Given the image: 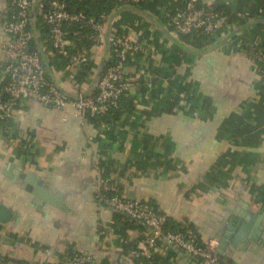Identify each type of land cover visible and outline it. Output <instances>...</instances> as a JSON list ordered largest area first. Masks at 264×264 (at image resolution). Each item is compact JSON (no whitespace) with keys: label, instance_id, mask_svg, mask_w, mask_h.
<instances>
[{"label":"crops","instance_id":"obj_1","mask_svg":"<svg viewBox=\"0 0 264 264\" xmlns=\"http://www.w3.org/2000/svg\"><path fill=\"white\" fill-rule=\"evenodd\" d=\"M201 2L230 11L204 44L169 35L167 16L182 0H145L143 9L118 6L107 15L103 40L87 51L89 72L74 76L45 52L52 83L87 93L110 57L112 33L143 45L125 64L136 83L114 123L96 127L70 107L37 101L16 111L11 137L0 139V203L12 213L0 222V256L66 264L79 253L91 264H139L125 247L143 250L150 231L117 221L99 202L107 181L122 197L152 205L169 226H189L202 244L217 240L222 264H264V81L258 65L230 43L240 32L264 43V0ZM7 12L8 0H0V64ZM18 173L40 179L59 205L20 187L28 181ZM225 233L231 237L220 251ZM153 254V264H197L165 241Z\"/></svg>","mask_w":264,"mask_h":264},{"label":"built area","instance_id":"obj_2","mask_svg":"<svg viewBox=\"0 0 264 264\" xmlns=\"http://www.w3.org/2000/svg\"><path fill=\"white\" fill-rule=\"evenodd\" d=\"M39 0H11V14L3 23L2 28L8 39L1 46L5 62L0 64V120L13 119L18 111L15 106L19 100L37 101L40 104L56 109L71 108L73 116L85 120L89 116H101L110 110L117 108L121 103V97L133 89L135 80L129 79L125 70L126 62L132 54L140 52L143 45L126 34L119 36L112 33L109 43V59L104 64L103 70L97 78L95 88L91 92L77 91L68 94L66 91L52 83L47 77V70L43 64L39 49H29V41L36 33V22L43 17L49 26V37L52 46L68 60V68L72 75L84 69L89 72L90 56L71 53L68 47L71 44L67 26L72 23H80L83 27L93 30L90 39L100 43L104 38V21L106 13H101L99 19L86 17L81 12L69 11L63 0H49L50 7L47 13H43ZM138 2L139 0H132ZM185 7L173 10L168 16L167 30L171 37L182 39L183 36L195 29L202 28L207 35L213 38L219 30V19L223 13H215L211 7L207 11L198 8L199 0H185ZM37 3V4H36ZM264 17V9L259 11ZM243 17V13H237ZM35 16V19H34ZM30 25L32 30L28 27ZM243 33H237L230 41L234 49L241 46ZM254 45L253 42L251 46ZM45 51V50H44ZM249 58L258 65L260 73L264 75V51H256ZM110 59H115L109 63ZM74 78V77H73ZM264 81V80H263ZM8 95L7 101H2V93ZM11 137L9 125L0 127V139L4 141ZM105 190L113 192L110 196L99 193V202L110 207L130 219L137 220L146 225L149 234L143 240L145 248L142 254L149 256L151 249L154 251L158 238H163L168 246L177 247L194 258L201 264H222L216 252L217 240L210 239L207 244L200 245L192 231L186 233L164 232L163 225L166 217L156 213L154 208L139 200L126 199L115 194L116 185L104 181ZM105 232L102 231V234ZM137 256L135 251L130 252ZM91 259L79 253H74L66 261V264H90ZM0 264H23L13 259L0 256Z\"/></svg>","mask_w":264,"mask_h":264},{"label":"trees","instance_id":"obj_3","mask_svg":"<svg viewBox=\"0 0 264 264\" xmlns=\"http://www.w3.org/2000/svg\"><path fill=\"white\" fill-rule=\"evenodd\" d=\"M65 4L67 5V9L69 11H75V12H81L83 13L86 17H93L95 19H99V16L101 13H106L107 15L113 10H115L116 7L118 6H133L135 8H144L146 7L145 0H139L138 2H134L132 0H63ZM10 2L11 0H8V12L6 13L4 17V22L9 18L11 14V9H10ZM183 4L182 7H185V0H182ZM38 4L41 6V10L43 13H47L49 11L50 3L49 0H39ZM198 8H203L205 11L209 9L208 7H211V9L215 13H220L222 12L224 15L230 14V11L224 9L223 7L216 6V5H211V6H205L202 4L201 0L197 3ZM225 15V16H226ZM170 21V17L167 16V23ZM28 27L32 30V27L28 25ZM36 33L33 36V38L29 41V49L31 50H36L38 48V43H40L43 47L45 52L49 55L50 63L55 65V67H60V66H65L68 65V60L59 54V52L52 46L50 37H49V26L43 19V17H39L36 22ZM67 30L69 32V39L71 41L70 46L68 47L69 51L71 53L77 54V55H85L91 48V46L94 44V42L90 39V34L93 32V30L89 27H83L81 26L80 23H72L67 26ZM182 39H192L195 41H198L202 44L205 42H209L211 39L210 35H207L206 32L202 29H195L191 33L185 35L182 37ZM251 40L247 37V35H243V42L240 47L236 48V50L241 51L245 53L247 56H252V54L256 51H264V43L260 42L257 45H252L251 46ZM138 53V52H136ZM115 59H110L108 62L111 63ZM260 67H262V63L260 61L257 62ZM103 70V69H102ZM101 70V71H102ZM83 75V72H81ZM85 75V74H84ZM83 75V76H84ZM264 80V75L262 76ZM8 95L4 92L2 93L1 100L7 101ZM128 100L127 94H124L121 97V103L117 108H114L110 110L109 112L101 115V116H89L87 115L86 121H89L90 123H93L96 127H101L103 123H114L117 121V119L120 117L122 109H123V102ZM22 103L24 101L19 100L17 102V105L15 108L20 109L22 107ZM11 119H3L0 120V127H4L6 125H9ZM101 193L104 196H110L113 194V192L106 191L105 190V185L102 184L101 187ZM117 190L115 191V194L121 196L120 194V189L116 185ZM99 199V197H97ZM103 204V203H101ZM152 206V205H151ZM153 207V206H152ZM154 208V207H153ZM154 211L157 213L156 209L154 208ZM115 219L121 223H124L125 225L132 224L135 227H139L142 230L146 229V225L143 224L142 222H139L137 220L130 219L129 217L116 212L115 211ZM163 230L164 232H172V233H186L187 231H191V228L189 226H180V224L174 225V226H169V222L166 218V221L163 225ZM193 232V231H192ZM147 235L143 237V240H145ZM196 237V235H195ZM142 239V238H140ZM139 239V240H140ZM197 242L200 245H204L201 242H199L198 238L196 237ZM164 241V239L158 238L156 241L155 248L160 245V243ZM125 251L130 253L132 251H135L138 253L137 256H132L139 262V264H153L154 261H156L155 254H153V249H151V254L149 256L142 254V250L137 248L136 243H133L130 246L125 247ZM69 259V258H68ZM67 259V260H68ZM66 260V261H67ZM21 263V262H20ZM91 264V263H90Z\"/></svg>","mask_w":264,"mask_h":264},{"label":"water","instance_id":"obj_4","mask_svg":"<svg viewBox=\"0 0 264 264\" xmlns=\"http://www.w3.org/2000/svg\"><path fill=\"white\" fill-rule=\"evenodd\" d=\"M34 19H35V16H34ZM38 49H39L41 58L43 60V64L45 65L47 72L50 73V66L48 63V59H47L45 51H44V49L40 43H38ZM7 175L11 177L10 172H8ZM18 175L21 178L26 179L28 181V183H26L24 181L18 182V185H20V187L25 188L28 191H32L37 197H39L40 199H42L48 203H51L53 205H59L58 202L55 200V198L51 195V193L49 191H47L48 189L45 190L44 188L40 187V184H41L40 179L37 180L36 177L32 174L18 173ZM33 182H36L35 188L31 187V184ZM11 215H12V213L9 210V208L7 206H5L4 204L0 203V222H7L11 218ZM230 237H231V235L229 233L224 234L223 238L221 239V241L219 242V245H218V247L220 248V251H222L226 247ZM194 259L197 262V264H201L199 262V260H197L196 258H194Z\"/></svg>","mask_w":264,"mask_h":264}]
</instances>
